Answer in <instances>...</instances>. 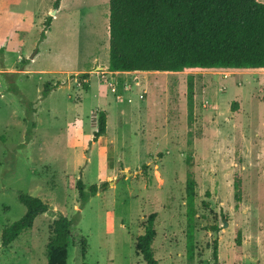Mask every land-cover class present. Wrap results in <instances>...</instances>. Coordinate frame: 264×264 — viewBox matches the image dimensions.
<instances>
[{
	"label": "rangeland",
	"instance_id": "obj_1",
	"mask_svg": "<svg viewBox=\"0 0 264 264\" xmlns=\"http://www.w3.org/2000/svg\"><path fill=\"white\" fill-rule=\"evenodd\" d=\"M54 1L0 0V264H45L59 214L72 220L67 264H145L134 243L150 213L157 264H213V239L217 264H264V73L110 72L108 0ZM99 110L106 130L93 141ZM69 176L97 185L82 205ZM20 193L48 209L3 245Z\"/></svg>",
	"mask_w": 264,
	"mask_h": 264
},
{
	"label": "trees",
	"instance_id": "obj_2",
	"mask_svg": "<svg viewBox=\"0 0 264 264\" xmlns=\"http://www.w3.org/2000/svg\"><path fill=\"white\" fill-rule=\"evenodd\" d=\"M55 0L53 7L58 6ZM50 16L44 21L49 27ZM188 67H264V3L258 0H108V65L116 71H181ZM87 76L78 75V81ZM191 83H187L190 89ZM49 91L45 85L42 96ZM231 105H234L233 103ZM234 107L235 106H231ZM106 112H97L92 140L104 134ZM82 205L97 191V185L84 187L80 178L68 177ZM104 185V183H103ZM233 197L240 199V179L233 183ZM195 181L185 179L186 258H193ZM24 205L23 215L1 231V243L12 242L34 218L47 211V203L27 193L18 195ZM155 214L150 213L143 232L136 236L134 249L145 264H157L151 248L155 236ZM72 220L59 214L52 222V235L46 244L45 264H67V246ZM214 229L216 227H213ZM80 254L84 259L86 241L80 237ZM235 245H240L236 231ZM213 264H217V241L212 240ZM80 264H87L84 260Z\"/></svg>",
	"mask_w": 264,
	"mask_h": 264
},
{
	"label": "crops",
	"instance_id": "obj_3",
	"mask_svg": "<svg viewBox=\"0 0 264 264\" xmlns=\"http://www.w3.org/2000/svg\"><path fill=\"white\" fill-rule=\"evenodd\" d=\"M259 2L264 3V0H258ZM193 68H202V69H193ZM184 70H194V71H199V76L203 79V81H210L211 78H205L208 77L211 72H220L224 73L226 75L236 73V74H241V75H250L255 72H263L264 73V67H245V68H229V67H208V68H203V67H188L184 68L181 71H143V70H134V71H128V72H143V74H165V73H172V74H180V72H183Z\"/></svg>",
	"mask_w": 264,
	"mask_h": 264
},
{
	"label": "water",
	"instance_id": "obj_4",
	"mask_svg": "<svg viewBox=\"0 0 264 264\" xmlns=\"http://www.w3.org/2000/svg\"><path fill=\"white\" fill-rule=\"evenodd\" d=\"M55 11H52V13H54ZM213 234H214V237H215V231L213 232Z\"/></svg>",
	"mask_w": 264,
	"mask_h": 264
},
{
	"label": "bare ground",
	"instance_id": "obj_5",
	"mask_svg": "<svg viewBox=\"0 0 264 264\" xmlns=\"http://www.w3.org/2000/svg\"><path fill=\"white\" fill-rule=\"evenodd\" d=\"M193 69H196V70H198V69H202V68H193Z\"/></svg>",
	"mask_w": 264,
	"mask_h": 264
},
{
	"label": "built area",
	"instance_id": "obj_6",
	"mask_svg": "<svg viewBox=\"0 0 264 264\" xmlns=\"http://www.w3.org/2000/svg\"><path fill=\"white\" fill-rule=\"evenodd\" d=\"M264 84V83H263Z\"/></svg>",
	"mask_w": 264,
	"mask_h": 264
}]
</instances>
